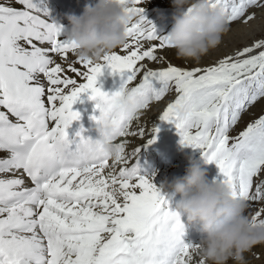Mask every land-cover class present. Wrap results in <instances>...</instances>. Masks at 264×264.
<instances>
[{
  "label": "snow or ice",
  "instance_id": "snow-or-ice-1",
  "mask_svg": "<svg viewBox=\"0 0 264 264\" xmlns=\"http://www.w3.org/2000/svg\"><path fill=\"white\" fill-rule=\"evenodd\" d=\"M119 2L131 14L127 39L93 60L77 55L62 25L49 21L46 0H0V264H204L198 245L182 239L181 214L142 172L140 147L126 151L128 137L147 133L141 117L173 92L160 119L175 125L182 145L215 162V180L247 202L254 226L264 224V114L231 134L264 100V35L186 68L168 60L173 47L142 0ZM209 3L230 23L264 21V11H250L264 9V0ZM106 68L123 77L112 92L98 86ZM82 94L96 101L99 114L90 119L112 126L118 158L102 155L83 125L69 135ZM126 95L148 102L129 115ZM158 132L153 126L143 146ZM247 252L264 264V251Z\"/></svg>",
  "mask_w": 264,
  "mask_h": 264
},
{
  "label": "clouds",
  "instance_id": "clouds-1",
  "mask_svg": "<svg viewBox=\"0 0 264 264\" xmlns=\"http://www.w3.org/2000/svg\"><path fill=\"white\" fill-rule=\"evenodd\" d=\"M172 3L174 23L166 34L168 42L178 57L199 61L220 43L230 22L209 0H172ZM128 7L119 0H97L94 5H86L81 14H70V27H62L78 46L76 54L96 60L122 46L131 15ZM147 102V97L127 95L121 101L129 115H134ZM95 127L99 138L93 140L101 142L100 153L109 159L118 158L119 151L111 139L112 126L102 120ZM92 148L96 149L97 145L93 144ZM188 160L183 175L166 178L160 187L167 190L169 197L179 196L176 211L186 215L187 222L202 233L198 247L193 249L195 255L202 257L204 264H227L229 259L246 264L245 253L264 243V224L254 226L246 214L247 202L235 198L228 185L208 178L205 160L193 156Z\"/></svg>",
  "mask_w": 264,
  "mask_h": 264
},
{
  "label": "bare ground",
  "instance_id": "bare-ground-1",
  "mask_svg": "<svg viewBox=\"0 0 264 264\" xmlns=\"http://www.w3.org/2000/svg\"><path fill=\"white\" fill-rule=\"evenodd\" d=\"M75 1L78 2L77 8L73 7V3ZM153 1H156L158 3L157 4H151V0H142V3L140 6L144 9V14L147 13L148 15H150L153 12L152 8L154 7V5H159L160 7H163V8H161L162 10L166 9V7L172 6V4H165V2L172 3V0H153ZM96 2H97V0H46V5L48 8L49 21L59 23V24L65 26L66 28L70 27L69 20H68V16L70 14L79 15L84 11V8L86 5H94ZM259 15H260V13H259ZM150 20H152L154 22V20L152 18ZM154 24L156 25L158 32H160L161 34H165V35L167 34L168 29L164 28L165 25L168 24L167 21H159L157 23L154 22ZM170 24H173V23H170ZM169 28H170V26H169ZM259 30H260V27H257L255 29H251L250 31L248 30V32H244L243 37H246V35L249 36L250 34H251V36L257 35L256 33H258ZM227 42H228V44H227ZM224 43L227 44L228 48H230V49L233 48L234 43L231 44L229 38L222 37L220 43L218 44L219 47L216 46L215 48L210 49L206 54H204L201 57V59H199V61H195V63H196L195 65H197V63L206 65L210 62V60L216 59L217 57H220V56L222 57V55H224V53H226V49L223 48ZM229 44H231V47L229 46ZM173 50H175V49H172V51ZM167 52L168 53L171 52V49L168 50ZM122 79H123V77L120 73H112L110 69L106 68L104 70L103 74L98 78V86H100L102 88V90H104V91L112 92V91L117 90L120 87ZM174 95H175V93L172 94L171 96H165V98L158 103L154 102L151 105L150 109L147 111L146 115L141 117V122L144 123V126L147 129V133L144 137L134 136V137H128L127 138L131 142L128 144L126 151L131 152V150L133 148L138 147V146L140 147V151L137 153V159H138L139 164L141 165L142 172L146 173L149 176L154 175L155 178L158 177L159 179H162L164 177V175H166V173L162 174V175H159V174L166 172L167 169L170 167V164L172 161V158L166 157L164 159V156H167L169 154V152H171V150H172V148L170 149V146L165 147L166 143H171V142L169 139L165 140L164 135H167L170 132V130L172 129V125H173L170 122L162 121L160 119L159 113L166 106V104L171 101V99L174 97ZM95 104H96V101L88 99L87 94H82L81 98L79 100H77L76 103L73 104V110L79 111L81 113V118L79 120H76V122L73 126V129L75 131H77L81 127V125H83V127L86 129V132L84 134L87 136H90L92 139L99 138V133L95 127L96 122L94 120L90 119V117L93 115V113H95L96 115L99 114L98 109H95ZM0 110H3V109H0ZM153 126L159 127V132L157 133V139L155 140L154 143L147 144V146L144 147L143 145L147 143L146 140H147L148 135L150 134V130ZM173 126L175 127V125H173ZM133 129H135V124L133 126ZM73 134L74 133L72 132L69 135L71 136ZM176 136L177 137L179 136L177 129H176ZM173 143H174V145H173ZM177 144H178L177 141H172V145L174 147H177ZM152 146H155L156 149H159L158 153L157 152L154 153L156 155L154 158H153V155L151 154V151H153V150H150V147H152ZM196 158L202 159L201 153L198 156H196ZM150 161H152L153 164H150ZM178 198H176L174 200V202H171L172 197L168 196L169 204L171 202L175 205L176 200ZM200 234H196V236L194 238L195 242L199 241L197 239V237ZM184 239H186V238H184ZM257 247H259V249H260L258 252L264 251V243H258L256 245H254L252 247V249L254 251H256ZM245 259L251 261L252 264H256V263L260 262V260L253 259L249 255L248 252L245 253ZM228 262L230 264H236V262L233 261L232 259H229Z\"/></svg>",
  "mask_w": 264,
  "mask_h": 264
},
{
  "label": "rangeland",
  "instance_id": "rangeland-1",
  "mask_svg": "<svg viewBox=\"0 0 264 264\" xmlns=\"http://www.w3.org/2000/svg\"><path fill=\"white\" fill-rule=\"evenodd\" d=\"M157 3L158 2L151 0V4H157ZM165 4H172V6L166 7V9L162 10L161 8H163V7H160L159 5H154V7L152 8L153 9V12L150 15H148L147 13H145V15L147 16L148 19H151L152 18L154 20V22H156V23L159 22V21H167L168 24H166L164 28H167L168 31H170V29H171V27L173 25V24H170V23H174V21H173L174 6H173V3L165 2ZM250 11L256 12L257 15H258V17H259V13H261L262 11H264V9H256V8H253V9H250ZM169 26H170V28H169ZM257 27H260L259 32L256 33L257 35L251 36V34H250L249 36L246 35V37L248 36L247 38L246 37H243L244 36V32H248V30L250 31L251 29H255ZM261 35H264V21H262L259 18L256 19V20H254L250 25H247V26L244 25L243 23H241L240 21L231 22L229 24L228 31L226 33H224L222 37L229 38L231 44H233V43L234 44H233V48L232 49H230V48L227 47L228 42H227V44L226 43L223 44V48L226 49V53H224V55L231 53L235 48L242 47V46H244L246 44L252 43L254 39L259 38ZM231 44H229L230 47H231ZM217 47H219V46L217 45ZM172 49H174V48H172ZM172 49H171V52H169V53L166 52L167 58H168V60L171 63H173L174 65H179V66L186 67V68H191L193 66H196L195 65L196 63H195L194 60L186 59V58H180V57L177 56L176 50H173L172 51ZM224 55H222V56H224ZM220 57H217V58H220ZM212 60H210V62ZM149 66H151L152 68H158V67H163L165 65L153 63V64H150ZM172 94H174V92L173 93H169L166 96H171ZM172 99H174V97ZM262 109H264V100L256 103L254 106H250L245 111V113L242 115V118L238 121L237 125H235L233 127V129L231 131V134L232 135L237 134L240 130H242L246 126V124L248 122H251L254 118H258V116L260 114H264V113H262ZM173 125H172V129L170 130V132L167 135H164L165 136V140L166 139H169L170 142H171V143H166L165 144V147L171 146L172 145V141H177V143H178L177 144V147H174L173 146L174 143H173V145L171 147L172 148L171 152H169V154L167 156H164L165 158L166 157L172 158L170 167L167 169L166 172H163V173L159 174V175H162V174H165L166 173V175H164V177L162 179H159L158 177L155 178L154 175H151L153 181L155 182V184L158 187L161 186L162 182L166 178L168 180H171V178L174 177V176H176V175H183L185 173V169H186V167L188 166V163H189L188 157L189 156L196 157V156H198L201 153L199 149H193L190 146H184V145H182L180 143L181 137H180V135L178 137L176 136V128ZM150 150H153V151H151V154L153 152L156 153L155 146L150 147ZM202 159L204 160L203 157H202ZM205 167L207 169L208 178L210 180H215L218 177V174H219V170H218V167L215 164V162H207L206 165H205ZM161 189H162L163 192H166L167 191L166 189H163V188H161ZM178 197H179L178 195L176 197H172V201L171 202H174V200L176 198H178ZM169 205H170L171 208H173L174 210H176L173 203H171ZM185 216L186 215H183V214L181 216V220H182L184 226H186L185 227L186 230L184 228V234H183L182 239L186 243H190L191 242V244L198 245L200 243V240H201V236L202 235L200 237L198 235V237H199V239L197 237V239L199 240L198 242H195L194 241V238H195V236H196L197 233L194 232L192 234H189V233H191L193 231L194 226L191 225V224H189L187 222V218ZM186 222H187V224H186ZM185 231H188L189 233L188 232H185ZM198 232H199V234L201 233L200 231H198ZM184 238H186V239H184ZM259 250H260L259 247H257L256 248V251L258 252ZM227 264H230V263L227 261ZM256 264H261V261L258 262V263H256Z\"/></svg>",
  "mask_w": 264,
  "mask_h": 264
}]
</instances>
